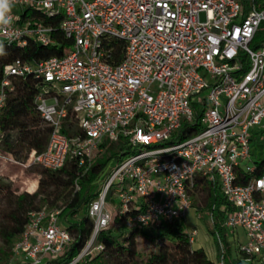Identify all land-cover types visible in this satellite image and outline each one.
<instances>
[{
  "label": "built area",
  "instance_id": "2783aa9c",
  "mask_svg": "<svg viewBox=\"0 0 264 264\" xmlns=\"http://www.w3.org/2000/svg\"><path fill=\"white\" fill-rule=\"evenodd\" d=\"M10 15L0 43L55 46L59 30L71 46L39 64L5 67L0 114L12 79L34 77L35 109L51 132L46 149L22 163L4 149L0 121V174L9 164L58 171L70 160L85 174L105 141L127 140L135 151L111 167L87 205L94 230L69 264L104 250L98 237L118 213L128 228L185 223L202 193L198 176L218 181L231 207L223 226L242 230L238 251L264 264V41L252 47L264 0H13ZM184 123L198 130L179 139ZM70 127L71 137L63 132ZM62 211L31 212L9 264L59 257L72 241ZM187 234L193 245L197 230Z\"/></svg>",
  "mask_w": 264,
  "mask_h": 264
},
{
  "label": "trees",
  "instance_id": "16d2710c",
  "mask_svg": "<svg viewBox=\"0 0 264 264\" xmlns=\"http://www.w3.org/2000/svg\"><path fill=\"white\" fill-rule=\"evenodd\" d=\"M58 24L59 19H56L53 25L57 27ZM55 38L58 44L48 47L34 41L25 48L0 43V85L5 67L18 59L39 64L52 57L62 56L70 48L71 41L65 39L59 30L55 32ZM263 41L262 28L252 47L258 48ZM12 85L14 90L8 92L6 105L0 114L3 144L9 154L24 163L31 151L40 153L46 149L51 129L42 122L35 109V97L39 90L34 77H15ZM197 130L198 124L184 123L178 135L179 139H184L186 135ZM63 132L70 137L77 133L71 127ZM172 143L174 142L170 141L160 146L165 147ZM101 148L104 153L85 174L75 160H70L58 171L33 168L32 171L40 176L38 189L34 193H18L11 183H6L0 177V264H9L14 244L28 224L29 214L43 209L63 208L61 217L72 236V241L59 257L48 264H69L81 253L94 230V223L87 216V205L97 196L100 183L111 166L135 152L127 140L116 143L105 141ZM263 171L264 159L258 162L257 174ZM248 179L246 177L245 181ZM76 182L80 190L75 192ZM196 184L202 191L203 210H207L212 218L210 231L215 243L217 247L223 248L219 258H223L224 264H242L243 260L249 258L240 252L239 255L234 254L233 245L223 226L226 213L231 207L218 181L210 183L198 176ZM127 217L118 213L114 223L120 229L116 231L110 227L98 237L97 243L103 244L104 250L99 255L86 258L77 264H217L208 258L204 249L193 248L183 221L166 223L157 230H149L142 227L128 228ZM140 237L156 241L155 248L142 251L138 242Z\"/></svg>",
  "mask_w": 264,
  "mask_h": 264
},
{
  "label": "rangeland",
  "instance_id": "374dc122",
  "mask_svg": "<svg viewBox=\"0 0 264 264\" xmlns=\"http://www.w3.org/2000/svg\"><path fill=\"white\" fill-rule=\"evenodd\" d=\"M256 152L258 153V150L256 151V149L253 148V158H255ZM262 153L263 152H260V154ZM99 157L100 156H96L94 161ZM115 165L116 163H114L111 167ZM35 167L37 166L25 167L22 165H12V164H9L7 166L5 165L2 168L3 172L2 174H0V177H2L6 183H11L12 188L18 193L26 192L27 190L32 192L36 188L37 181L39 182L40 180V176L32 171L33 168ZM107 175H109V172ZM107 175L101 181L100 183L101 187L104 185ZM195 208L201 210L200 211V213L202 214L201 219L197 217L199 212H197ZM118 211L119 209L117 210L114 209L113 214H115ZM211 225H212V219L210 217V213L207 210H203V195L202 193L197 194L194 200V208L189 211L187 218L185 219V229L186 231H189L191 229L197 230L198 235L196 236L195 242L192 245L193 248L204 249V251L207 253L208 258L211 261L217 263L219 260V256L221 254V248L217 247L215 243L214 236L210 231ZM111 228L116 229V231L120 229L117 225H115V223L111 225ZM138 242L140 244V249L142 251L151 250L152 248H155L157 243L156 241H152L151 239H147L145 237H140L138 239ZM235 248H237V246H235ZM234 251L235 254L238 255L237 249H235Z\"/></svg>",
  "mask_w": 264,
  "mask_h": 264
},
{
  "label": "crops",
  "instance_id": "0c3cea01",
  "mask_svg": "<svg viewBox=\"0 0 264 264\" xmlns=\"http://www.w3.org/2000/svg\"><path fill=\"white\" fill-rule=\"evenodd\" d=\"M38 186H39V182L37 181V187L35 188L34 191L30 192L29 190H27L26 192L28 193H34L37 189H38ZM227 233H228V237H229V240L230 242L232 243V245H235L237 246V248H235V246H233V249H237V253L238 255L240 254L239 251H238V245L241 243H244L245 242V235H244V232L240 229L238 230H227ZM234 254H235V251H234ZM236 255V254H235ZM245 263H248V264H256V262L253 263V261L251 260H243V263L242 264H245ZM259 264H263L262 262H260Z\"/></svg>",
  "mask_w": 264,
  "mask_h": 264
},
{
  "label": "clouds",
  "instance_id": "9594fccd",
  "mask_svg": "<svg viewBox=\"0 0 264 264\" xmlns=\"http://www.w3.org/2000/svg\"><path fill=\"white\" fill-rule=\"evenodd\" d=\"M13 0H0V27L9 26L12 23Z\"/></svg>",
  "mask_w": 264,
  "mask_h": 264
}]
</instances>
